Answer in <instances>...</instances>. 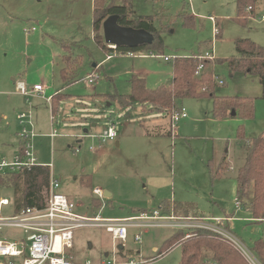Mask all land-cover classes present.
<instances>
[{
    "label": "rangeland",
    "instance_id": "rangeland-1",
    "mask_svg": "<svg viewBox=\"0 0 264 264\" xmlns=\"http://www.w3.org/2000/svg\"><path fill=\"white\" fill-rule=\"evenodd\" d=\"M127 1L133 15L151 19L162 42L160 52L140 55L143 60L138 55L134 60L146 72L141 76L146 87L154 90L171 82L172 61L165 62L163 57L201 56L213 50V59L205 61L202 73L195 75L213 76L214 86L205 95L211 93L213 97L182 99L178 107L187 117L174 124L173 132L167 113L152 114L147 106L139 104L121 109L119 96L130 92V76L107 77L109 62L96 71L99 86L86 83L92 65L105 58L94 40L93 0H0V150L12 143L7 142L10 136L14 140L15 118L24 101L15 82L24 81L28 89L41 85L50 96L62 87L64 95L56 99L57 104L62 102L54 110L53 122L58 137L36 139L33 145L37 163L51 165L50 177L58 180V192L71 200L79 213L124 218L168 203L177 212L167 207L163 213L175 217L184 212L212 218L229 214L234 219L225 220V227L251 250L255 240H264V222L249 219L246 207L253 193L250 190L246 197L238 193L236 173L245 160V142L264 136V98L257 77L229 70L226 62L237 57L236 40L246 39L264 48V11L252 13L247 9L244 21L239 22L236 0ZM121 3L117 1V5ZM258 8L264 10V3L254 11ZM209 18L217 23V38ZM118 58L119 64L110 74L121 73L132 64L131 59ZM62 69L66 72L64 80L60 77ZM29 101L34 106V123L41 133L48 132L49 104L40 97ZM109 121L118 132V146L116 141L100 143L99 151L96 140L83 139L77 144L76 139L63 136L87 131L96 135L85 137H95ZM11 175L0 178V199L10 202L2 208V217L14 214L18 197L17 187L7 181ZM94 189L100 190L102 197L94 194ZM105 192L110 196H104ZM235 198L242 203L239 209L235 208ZM164 222L171 225L177 221ZM139 233L137 243L133 236ZM201 233L219 239L198 228H130L122 249L129 251L135 262L180 264L181 241ZM174 234L183 238L161 254L162 243ZM20 237H24L20 230H0V240ZM117 245L103 228H82L75 232L72 254L79 262L96 263L105 255L111 256Z\"/></svg>",
    "mask_w": 264,
    "mask_h": 264
},
{
    "label": "trees",
    "instance_id": "trees-1",
    "mask_svg": "<svg viewBox=\"0 0 264 264\" xmlns=\"http://www.w3.org/2000/svg\"><path fill=\"white\" fill-rule=\"evenodd\" d=\"M93 0L92 28L94 40L104 54L110 50L104 43L102 34L103 21L111 16L117 15V23L123 27L142 29L153 35L152 43L142 45L133 49L117 47L119 52L141 53L142 55H154L162 49V42L157 31L151 25L148 17L133 15L130 4L127 0ZM264 0H236L237 21H244L246 10L254 12V9ZM217 38V35H216ZM237 57L226 62L229 70L252 75L257 77L262 88L264 98V48L253 42L240 39L235 41ZM158 55V54H156ZM65 59V58H64ZM199 61L195 55L190 57H179L172 61V79L169 85L160 86L154 90L146 87L145 80L137 75H131L129 79L130 92L127 95L119 96L121 109L127 106L139 104L145 105L153 113H167L169 118L180 112L179 102L184 98L205 99L213 97L208 94L213 86L211 74L203 73L195 76ZM205 64V62H203ZM205 66V65H204ZM66 72L60 71V77L64 80ZM55 96L51 101L52 111L58 107ZM57 104V105H56ZM1 122V118H0ZM245 141V139H243ZM49 168L37 166L30 171L14 173L7 180L17 187L18 197L15 201L14 214L25 208L42 207L48 195ZM238 193L246 195L250 190L253 199L248 207L250 218L254 222H264V136L260 135L245 142V160L236 173ZM1 178V176H0ZM0 181H2L0 179ZM204 233V232H202ZM199 234L190 240H182V234H174L162 243L160 253L166 251L178 241L183 242L181 246L180 264H246L230 246L211 235ZM219 240V241H218ZM203 251H207L203 258ZM252 253L264 264V240L258 239L252 243Z\"/></svg>",
    "mask_w": 264,
    "mask_h": 264
},
{
    "label": "built area",
    "instance_id": "built-area-1",
    "mask_svg": "<svg viewBox=\"0 0 264 264\" xmlns=\"http://www.w3.org/2000/svg\"><path fill=\"white\" fill-rule=\"evenodd\" d=\"M262 19H264V15H262ZM209 20L214 26L213 31L216 37L218 34L217 24L213 18H209ZM106 46L110 50L109 54L106 55V60L118 55L130 57L142 55L132 52H119L114 45L106 44ZM212 54L213 50L210 53L206 52L204 55L195 56L197 60H200L195 75L202 73L204 69L203 62L213 59ZM156 57L162 58L163 56L156 55ZM173 59L176 58L163 57L165 62L173 61ZM99 67V65H96L94 70L86 76L88 85L95 86L98 84L100 78L96 71ZM219 83L223 84L222 81H219ZM16 90L26 97V104L28 105L32 96L45 99L48 104H51L53 97L56 95L45 98L44 87L35 85L28 91L22 82L16 84ZM186 117L183 109L178 114L170 117L172 132L175 130L174 124ZM16 120L20 128L18 134L21 142L20 150L10 159L0 154V176L30 171L32 168L40 166L37 163L32 145V139L35 135L31 109L28 108L18 113ZM116 137L115 124L109 123L99 134L98 139L100 143H104L106 141H114ZM90 150H93V148L91 147ZM47 167H50V165ZM59 187L58 180L50 177L48 195L42 207L25 208L9 217L1 216V209L8 206L9 201L6 198L0 199V230L2 228H12L20 230L24 236L14 241L0 240V264H143V262H135L133 259L117 260L114 255H117L119 246L124 248L130 228L143 230L157 226H177L183 229L198 228L206 230L236 249L247 264H261L252 251L247 249L225 227L224 222L226 219L175 217L172 214L167 216L161 209L142 212L135 217L123 219H104L98 216L86 217L78 214L76 205L58 192ZM93 192L102 197V192L99 190L94 189ZM235 205L236 207L239 206L238 200H235ZM166 220H175L177 222L170 225L164 222ZM82 228H103L109 233L115 244H118L112 255L106 256L105 259L96 263L77 261L72 254V250L74 248L75 232ZM133 237L135 242H140V233L134 234Z\"/></svg>",
    "mask_w": 264,
    "mask_h": 264
},
{
    "label": "crops",
    "instance_id": "crops-1",
    "mask_svg": "<svg viewBox=\"0 0 264 264\" xmlns=\"http://www.w3.org/2000/svg\"><path fill=\"white\" fill-rule=\"evenodd\" d=\"M92 5H93V2H92ZM259 6H260V4H259ZM93 9V8H92ZM264 11L262 8H258V9H256L254 12L255 13H257L258 11ZM217 24V23H216ZM109 54V53H108ZM105 55V58H106V55L107 54H104ZM121 56H124V57H126V59H128V60H130L131 59V66L129 67V66H127V67H125L124 68V70H123V72H121V73H117V72H115L114 74H110V72L112 71V70H115V68L117 67V65H116V63L117 64H119V58H118V60L116 59V57H121ZM139 57H141V56H139ZM144 57V56H143ZM143 57H141V58H138V59H145V58H143ZM103 59V60H101L100 62H98V63H94L93 65H92V67H93V69H92V71L94 70V67L96 66V65H99L100 67L97 69V71H99L102 67H103V65H105V64H108L109 62V68H107V72H109V73H107V77H109V78H111L112 76H116L117 74H123V76L125 75V76H131V75H137V76H139V77H141L142 75H145L146 74V72H144L143 71V68L139 65V63L138 62H135L134 60H136V57H130V56H126V55H118V56H115V57H113V58H111V59H108V60H106V59ZM138 61H140V60H138ZM101 65H102V67H101ZM120 66V65H119ZM90 74V73H89ZM121 76V75H120ZM116 77H119V76H116ZM129 79H130V77H129ZM18 82H22L24 85H25V88L28 90V91H30L31 89H28L27 88V86H26V84H25V82L24 81H16L15 83L17 84ZM128 83H129V80L127 81ZM99 83V82H98ZM98 85V84H97ZM129 86H128V88L130 89V84H128ZM99 86V85H98ZM16 87V86H15ZM62 87H60V89L59 88H57L56 90L57 91H54V92H56V95L55 96H58V95H64L63 94V91H62V89H61ZM18 92V91H17ZM17 94V93H16ZM127 94H129V93H127ZM127 94H125V95H127ZM18 95L20 96V97H22V99L24 100V101H22L23 102V105H21L19 108H21L19 111H18V113H20V112H22V111H24V110H27L28 108L29 109H31V112H32V110H33V107L34 106H31V103L28 105V104H26V97L25 96H23V95H21L19 92H18ZM48 96H50V94L49 95H47V89H45V94H44V97L46 98V97H48ZM54 96V97H55ZM65 96H67V97H69L68 95H65ZM32 97H36V96H32ZM53 97V98H54ZM42 99V98H41ZM45 99H43V101H44ZM30 102V101H29ZM46 104H48L46 101H44ZM62 102V101H61ZM60 102V103H61ZM59 103V104H60ZM49 106H50V108H51V116H50V126H51V129L48 131V132H44V133H41L40 132V128H39V125H37V124H35L34 123V120H33V124H34V138L32 139V145H33V141L34 140H38V139H42V138H44V139H46V138H49V139H51V140H53L54 138H56V137H58V133H56L57 131H56V129H55V127H54V111H52V107H51V104H49ZM128 107H133V105L132 106H127L126 108H128ZM126 108H124V109H126ZM140 109V111L139 112H142L143 113V107L142 106H140L139 107ZM55 110V109H54ZM147 110L149 111V110H151L149 107L147 108ZM150 112V111H149ZM152 112V114H153V111H151ZM142 115V114H141ZM17 116V115H16ZM32 118H33V116H32ZM185 119V118H184ZM15 120H16V118H15ZM1 123V122H0ZM109 123H113L112 121H109L108 123H106V125L104 126V128H102V130L101 131H103L104 129H105V127L107 126V124H109ZM16 125H17V131L16 132H14V140H13V136H10L8 139H7V142L8 141H10L11 140V144H9V143H6L7 145H4V146H2V151L0 150V154L2 155V156H4L5 158H8V159H10V158H12L19 150H20V145H21V142H20V139H19V136H18V134H19V131H20V128H19V125H18V122H17V120H16ZM169 125H170V118H169ZM170 132H171V130H170ZM87 133V131H85V133H73V132H69L68 134H64L63 136L64 137H66V138H74V139H76V143L77 144H81L82 142H83V139H93V140H96L98 143V146H99V151H101V148H100V141H99V139H98V136H95V137H85L86 135H96V134H86ZM101 133V132H100ZM118 138V132H117V137H116V139ZM116 139L114 140V141H116ZM106 142H109V141H106ZM119 143H120V141L119 140H117L116 141V145L118 146L119 145ZM33 148H34V145H33ZM91 148V147H90ZM89 148V149H90ZM90 151H92V150H90ZM36 157V156H35ZM36 160H37V158H36ZM50 164L48 163V165H45V163H42L40 166H49ZM242 165H243V163H242ZM241 165V166H242ZM240 166V167H241ZM50 167H51V165H50ZM50 167H48L49 169H50ZM230 168V167H229ZM50 171V170H49ZM49 179H50V174H49ZM164 186H167L166 185V182H165V185L163 184V188H164ZM60 188V187H59ZM156 188H160V185L158 186V185H156ZM96 190H98V189H96ZM100 191V190H99ZM101 192V191H100ZM105 193H107V192H105ZM108 195L107 196H110V194L109 193H107ZM247 194H249V192L247 193ZM247 194L246 195H242L243 197H246L247 196ZM253 199V198H252ZM235 200H237L236 198L234 199V201ZM9 201V200H8ZM238 201H239V199H238ZM45 202V201H44ZM165 202H167V201H165ZM249 204L251 203V201H249L248 202ZM249 204L247 205V207H246V210H247V214H249V212H248V207H249ZM9 205H10V202H9ZM8 205V206H9ZM173 205L172 204H168V203H165V204H163V203H161L160 204V207H158L157 209H161L162 211L164 210V208H167V207H169V208H171V210L176 214V210L175 209H172V208H175V207H172ZM241 206H242V203L239 201V206L238 207H236V205H235V208L236 209H239V208H241ZM6 207V206H5ZM2 210V209H1ZM155 210V209H154ZM77 211V213L78 214H80V215H82L81 213H79L78 212V210H76ZM150 211H152V210H150ZM142 212H148V210H142V211H140V213H142ZM140 213H138V214H134V215H131V216H128V217H124V218H129V217H135V216H137V215H139ZM164 214H168V212H164ZM178 215V214H177ZM82 216H84V215H82ZM95 216H97V215H95ZM168 216V215H167ZM179 217H191V218H212V216H208V215H192V214H190V213H183V215H178ZM194 216H196V217H194ZM87 217V216H86ZM213 218H222V219H226L227 221H229V222H232V220L234 219V217H233V215H229V214H225L224 216H222V217H213ZM106 219H123V218H106ZM250 220H251V218H249ZM75 239V238H74ZM119 249V248H118ZM128 253H129V251H124L123 249H119V251H118V253H117V255H115V257L117 258V260L119 259V260H128V259H130V256L128 255Z\"/></svg>",
    "mask_w": 264,
    "mask_h": 264
},
{
    "label": "water",
    "instance_id": "water-1",
    "mask_svg": "<svg viewBox=\"0 0 264 264\" xmlns=\"http://www.w3.org/2000/svg\"><path fill=\"white\" fill-rule=\"evenodd\" d=\"M117 21V15H111L103 21L102 34L105 44L114 45L116 48L123 47L133 49L142 45L152 43L154 37L149 32L142 29H133L120 26ZM234 115L235 113L232 112L231 116ZM107 195V193H104V196ZM118 248L122 249L121 246H119ZM106 256L107 255H105V257Z\"/></svg>",
    "mask_w": 264,
    "mask_h": 264
}]
</instances>
